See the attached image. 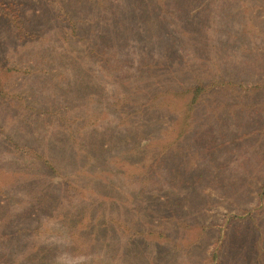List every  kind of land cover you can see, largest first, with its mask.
I'll return each instance as SVG.
<instances>
[{"label": "rangeland", "instance_id": "rangeland-1", "mask_svg": "<svg viewBox=\"0 0 264 264\" xmlns=\"http://www.w3.org/2000/svg\"><path fill=\"white\" fill-rule=\"evenodd\" d=\"M263 187L264 0H0V264H264Z\"/></svg>", "mask_w": 264, "mask_h": 264}, {"label": "trees", "instance_id": "trees-1", "mask_svg": "<svg viewBox=\"0 0 264 264\" xmlns=\"http://www.w3.org/2000/svg\"><path fill=\"white\" fill-rule=\"evenodd\" d=\"M105 2H106V0H105ZM6 6L7 7L5 9L8 10L9 13H10V15L12 16V21H10L11 22V27H10L11 32L10 33L12 35L14 34L17 37V39L20 40V41L27 40V37H31L32 36L30 27L27 26V25H23V24L17 22V19L18 18H17L16 13H14V11H13V6H12V3L11 2L8 3ZM70 27L72 28V30H71L72 32L71 33H74L75 27L73 25H71ZM93 45H94V47H91L90 48L91 49V52L93 53V57L94 58H97V57L98 58H102V54H103L102 50L95 49L96 44H93ZM76 52H77V50H76ZM100 61H101V59H100ZM104 61L105 62H109L108 59H104ZM202 87H204V86L201 85V84H196V85H192L190 87H186V89L184 90L186 93H190L191 94V98H190V101L188 103L189 108L192 107V105L195 103L196 98L198 97L199 93L203 89ZM138 113L140 115V118H142L143 115L145 114V111L140 110V111H138ZM36 114H37V116L39 118L42 117V116H44V115H49L50 116L49 119H51L52 117H54L55 112L52 109H48V110L43 111V112L42 111H39V110H36ZM121 114L123 116L124 112L121 111ZM184 118L189 120V117L188 116H186ZM57 119L63 121L64 117L57 118ZM126 120H128V117L127 116H125L124 118H122V121H126ZM140 121H142V119ZM174 122L175 121H173V123L171 124V126L168 127L167 129L166 128L161 129L160 134L163 135V134L169 132L168 130H170L172 128ZM146 124H148L149 126L152 125V123H146ZM141 128H142V124L140 122L139 124H137L134 127H132V130H135L136 129L137 132H140L138 134V135H140L141 134ZM149 142H150L149 139L144 138V143L145 144H149ZM12 145L15 146V148L17 149V153L20 154L22 157H24L26 159H29V160H31L33 162L38 163L43 168L51 171V173L55 172V169L56 168L53 165L52 160L49 159L44 154H41L39 151L34 150L31 147H28V148L26 146L20 147V146H17L16 144H14V143H12ZM78 146L80 147L81 145L79 144ZM166 146H171V147H175L176 148L177 147L176 146V140L173 141V144H170V145H162L161 146V149L159 148V152H158L157 156L155 157V160L150 164L149 170L147 171V174H146L147 177L144 179V182L147 181L149 184H155V182H152L151 180H152V178L153 179H156L157 177H159V175H158V173L156 171V168H157L156 167V162H157V159H159L160 156L162 155L163 151L165 149H167ZM138 147H139L138 144H135L134 147H131L127 151L130 154H136L137 152H139L138 150H136V148H138ZM85 154L86 155L82 156L83 162L81 163V165H82V168L90 167V166L97 167V170L94 171L92 173V175L93 174L100 173V171H103V169H106V167H105L106 166V163H105L106 160L110 163L113 160H116V158H117L116 155H111V156H107V157L103 158L104 160H100V159H98L95 156L94 157H91L90 156L91 154L89 152H86ZM263 189H264V187H263Z\"/></svg>", "mask_w": 264, "mask_h": 264}]
</instances>
